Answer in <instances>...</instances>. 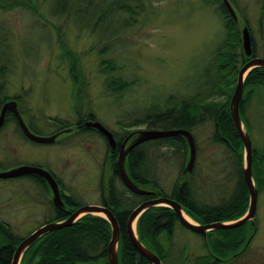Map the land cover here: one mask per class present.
Returning a JSON list of instances; mask_svg holds the SVG:
<instances>
[{"label":"rangeland","instance_id":"obj_1","mask_svg":"<svg viewBox=\"0 0 264 264\" xmlns=\"http://www.w3.org/2000/svg\"><path fill=\"white\" fill-rule=\"evenodd\" d=\"M3 1L0 0V66L6 71L5 77L0 79V100L16 98L23 118L39 136L57 131L61 126L57 122L74 126L79 120L100 122L116 139L135 131L162 130L148 128L146 124L125 126L143 120L150 107L162 112L194 98L200 99L198 105L201 106L226 104V109L229 108L237 76L232 83L234 77L227 71L217 73L214 64L216 60L221 63L220 57L215 60V54L226 37L219 9L221 0H145L147 9L138 24L118 34L114 52L104 56L123 69L119 76L138 80L131 89L116 96L105 91V77L99 74L101 57L97 51L102 47L101 37L85 28L76 29L54 16L55 0H13L17 2L13 7L24 5L11 10ZM229 1L239 24L247 26L251 38L252 56L246 58L239 36L240 60L246 63L264 59V0ZM242 65L237 63L236 70ZM241 103L239 114L251 138L252 164L256 152L262 155L264 176V80H257L246 89L243 86L239 106ZM215 116L212 111L203 110V120L195 121L188 130L196 147L189 191L196 202L211 206L227 202L235 191L243 153V148L231 151L227 143L219 139ZM66 138L62 135L59 140ZM176 139L178 141L160 139L140 145L145 153L142 174L151 184H156L159 197H163V193L170 194L180 183L186 145L182 138ZM33 165L53 171L62 181L64 191L87 205L96 204L102 180L106 188L110 179L108 150L102 136L89 131L80 136L72 135L62 144L38 145L27 142L10 119L0 133V172ZM263 180L257 187L256 231H252L250 222L244 224V252L228 262L219 261L220 264H264ZM111 185L116 189V196L119 193L130 197L124 201L135 199L132 211L147 202L133 198L131 194H137L117 177L112 178ZM140 187L150 191L148 186ZM157 208L166 207L153 210ZM48 209L47 199L41 196L38 184L26 177L0 180V220L10 224L16 237L23 239L37 230L45 221ZM185 215L197 223L187 213ZM139 218L134 222L136 235ZM162 234L164 236L156 238L154 244L169 253L164 264H196V258L208 254L209 243L185 230L179 222L173 225L171 236L166 232ZM155 246L150 245L153 250Z\"/></svg>","mask_w":264,"mask_h":264},{"label":"trees","instance_id":"obj_2","mask_svg":"<svg viewBox=\"0 0 264 264\" xmlns=\"http://www.w3.org/2000/svg\"><path fill=\"white\" fill-rule=\"evenodd\" d=\"M4 1L10 10L15 9L14 7L24 5V3H22L13 7L17 2H13V0ZM146 9L147 4L145 0H55L53 14L54 16H58L63 22L72 24L76 29L85 28L89 30L88 32L92 35L95 34V36L101 37L99 41L102 42V47L97 51L98 56L101 57L98 65L99 74L105 77L103 81L105 91H110L112 95L116 96L117 94L119 95L131 89L138 80H126L119 76L122 68L117 66L114 60L105 59L104 56H107L109 52H114L115 44L119 39H116V36L124 33L127 29L135 27L140 21L139 17ZM219 9H221L220 15L225 23L226 37L224 38L222 46L218 48L215 54V60L217 57H220L221 63L218 64L216 60L214 64L217 73L220 74L223 71L229 72V75L234 77L232 81V83H234L238 73L236 64L239 62L244 64V62L240 60L242 59L241 55L238 53L240 39L239 29L235 26L233 20H230V16H227L224 6L220 4ZM5 71L6 69L0 66V79L5 77ZM257 80H264V69H253L245 79L244 88L246 89L250 84L255 85ZM82 81H84L83 77ZM232 83L231 86L233 85ZM231 90L232 88L230 91ZM199 100L196 101L195 98L191 101L184 100L178 105H172V108L165 109L162 112H158L155 107H150L143 120L128 124L125 127L146 124L148 128L153 127L162 130H190L195 125V121L199 122L203 120V110L207 112L212 111L213 115L214 113L216 114V135L219 139L225 141L231 151L236 152L239 148H242V143L233 127L229 109H226V104L221 106L212 104L209 106H201L198 105ZM8 101L9 100L6 98L0 100V109L3 104ZM242 107L243 105L241 103L239 106L240 114L242 112ZM172 114L174 116H172ZM57 123L62 127H66L64 123ZM126 135L127 134L120 139L115 138L117 143H121ZM176 138L178 137L162 140L178 141ZM111 156L112 161H114L117 154L113 153ZM144 156L145 153L142 151V146L139 145L134 148L127 157V171L131 179L139 186H148L151 184L150 180L142 174L144 171ZM262 163V155L256 152L252 167L254 181L258 188L262 185V180L264 179ZM111 171L114 177H118L116 168L112 162ZM188 183L189 180L175 186L169 198L181 203L185 212L198 224L207 225L215 222L235 221L241 218L248 208V191L242 179L241 167L238 170L235 191L227 202H223L219 205L211 206L196 202L194 196L191 194L192 192L190 193L189 191L190 188ZM156 188V184H151L150 189L159 191V189ZM110 189L109 197L113 200L111 207L113 208V213L120 230L118 250L119 264H149L146 259L141 257L133 249L126 235L127 220L134 208L133 204H135V199L126 202L124 198L130 197L121 196L119 193L116 196V189H114L112 185ZM131 195L133 198L147 199V197ZM162 195L166 196L164 194ZM153 209L154 208L144 212L137 222V237L146 247L150 245L155 246L154 243L156 242V238L161 233L166 232L171 236L173 221H176V217L170 209ZM88 217L89 216L83 217L84 219L80 223L74 224L72 227L57 230L43 237L36 250L37 252L41 247L39 253H36L42 258L40 264H75L77 262L97 260L99 257H102V259L103 257L105 258L107 255L108 243L111 238L110 226L103 218ZM246 225L215 232L219 234L220 241L210 244L208 254L196 258L194 262L196 264L199 261L203 264H220L221 261L219 262L217 259L218 257H228L242 248L244 244L243 240L245 239ZM251 225L253 229V224L251 223ZM252 231L254 232V230ZM253 232L252 234H254ZM20 240L21 238L16 237L11 228H4L0 225V264H11L14 250L20 243ZM149 249L154 252L164 264V260L168 257L169 253L164 252L160 246H155L154 250L151 247H149Z\"/></svg>","mask_w":264,"mask_h":264},{"label":"water","instance_id":"obj_3","mask_svg":"<svg viewBox=\"0 0 264 264\" xmlns=\"http://www.w3.org/2000/svg\"><path fill=\"white\" fill-rule=\"evenodd\" d=\"M221 1H222V5L226 9V12H228L235 26L239 29V36L241 37L242 40L241 47L245 57L250 58L252 56V45H251V38L249 36V30L247 26L244 23L243 26L239 24L238 16L236 15L233 5L230 3L229 0H221ZM253 69H264V59L261 58L252 59L241 66V68L237 73V84L233 92V95L230 99L229 108H228L231 121L242 143V148H243V153L240 154L242 160L241 171L245 186L248 191V208L245 214L241 218L232 222H225V223L216 222L208 225H201L198 223H194L192 221H188L183 216V214H186L184 212L185 211L184 207L169 198L158 197L156 199L142 203L140 206H138L131 212L128 218L126 232H127V237L133 248L137 251V253L141 257H143L148 262H150V264H162V263L154 252L147 249L139 241L134 231L133 223L136 222V220L144 212L155 207H166L170 209L173 212V214L176 216L179 224L184 229L195 235L201 236L205 242L208 232L234 229L248 222L253 224V230L254 232L256 231L255 218H256V208H257V199H258V188L255 184L252 173V142L248 134V131L245 125L243 124L239 114V102L242 97L244 78ZM7 113H12L15 115L17 124L22 134L29 141L34 143L51 144L55 142L58 139V137H60L61 135H64L72 131L71 128H68L50 136H37L32 134V132L28 129L27 125L25 124L24 119L18 110V104L15 100L8 101L3 104L0 110V130L4 124L5 116ZM83 125L87 129L95 130L105 139L110 153H113L117 150V144L113 134L100 122L88 121L85 122ZM171 137L182 138L186 145V157L180 176V183H183L190 179L196 161V147L190 131L186 129H169V130H143V131L130 132L127 133L126 137L121 142V145L118 148L116 163L122 183L131 192L142 196L160 195V191L158 190L147 191L142 187H140L138 184L134 183V181L131 179L127 171V167H126L127 157L134 148L145 142L166 139ZM24 175H37L45 179L52 189L54 195L53 201L55 205H57L58 207L62 205L58 188L54 179L47 171H44L39 167L19 166L6 172H0V179H11ZM99 214L104 216L103 219L108 222L111 230V238L107 249L108 264H119L118 256H117V244L119 242V237H120L118 223L115 220L113 214L108 209L98 206H84L78 209L77 211H75L65 221L50 223L38 228L33 233L22 239V241H20L19 245H17V247L14 250L11 264H20L21 259L24 253L26 252V250L43 235L72 226L74 222H76V220L79 219L82 215H99Z\"/></svg>","mask_w":264,"mask_h":264},{"label":"flooded vegetation","instance_id":"obj_4","mask_svg":"<svg viewBox=\"0 0 264 264\" xmlns=\"http://www.w3.org/2000/svg\"><path fill=\"white\" fill-rule=\"evenodd\" d=\"M14 100H16V98ZM17 104H18V110H19L21 116L23 117V115L21 113V110L19 109V102H17ZM10 119H13L14 120V122L16 123V125L18 127V130H19L20 134L25 138V140L27 142H31V141H29L22 134V132H21V130H20L18 124H17V120L15 118V115L12 114V113H7L6 114L5 120H4V124H3V126H2V128L0 130V133L6 127V123ZM24 122H26L25 119H24ZM85 122H88V121L82 122L81 120H79V121H77L74 124V126H66V127L59 126V129L57 131H55V132H53V133H51V134H49L47 136L54 135V134H56L58 132H61V131L65 130V129H68V128H71L72 131L69 132V133L64 134V135L67 136V138H69L72 135H74V136H80V135H82V133H87L89 131H92V132L97 133L95 130H92V129L90 130V129L85 128L84 125H83ZM27 123L28 122H26L25 124L27 125L28 129L32 132V134L39 136L37 133L34 132V129H31V127ZM97 134L100 135L99 133H97ZM60 137H58V139L55 142L51 143V145L62 144L63 142H65L67 140V138H66L65 141H61V140H59ZM31 143L38 144V143H34V142H31ZM116 144H117V150L115 152H113L114 154H117L118 153V148L121 145V143H117V141H116ZM38 145H43V144H38ZM106 145H107V143H106ZM107 150H108V163H109V175H110V179H109V182H108L106 188H104V183H103V180H102V182L100 184L101 192L99 194V197L97 198L96 204L94 203L95 205H93V204H89V205L83 204L80 201H77L75 198H73V196H71L68 192H67L68 193L67 194L64 191L65 189L62 186V181L60 180V178L58 176H56V174H54L53 171H51L50 169H47L46 167H43L41 165H33V166L39 167V168L43 169L44 171H47L52 176V178L54 179V181H55V183L57 185V188H58V192H59V195H60L61 202H62V205L60 207H58L57 205H55V203L53 201L54 195H53L52 189H51L50 185L48 184V182L45 179H43L42 177H39L37 175H24V176H20V177H16V178L0 179V180H12V179H18V178H24V177H26L29 180L33 181L34 183L38 184V186L40 188L41 196H45V198L47 199V204L49 205V209H48L47 213L44 212L45 213L44 214L45 215V217H44L45 221L42 224H40L38 228H40L42 226H45L47 224H50V223L65 221L75 211H77L78 209H80V208H82L84 206H98V207L106 208V209H108L114 215L113 208L111 207V203H112L113 200H112L111 197H109V192L111 191V189H110L111 188V181H112V178L114 177L113 174H112V171H111V162L114 164V166L116 168V172H117V176H118L117 178H119L120 181H121V179H120V176H119V173H118V168H117V163H116L117 162V157L115 156V160L112 161L111 154H113V153H110L108 146H107ZM121 183H122V181H121ZM141 186H143V185H141ZM148 186H149L148 188L150 189L151 188V184H149ZM151 190L152 189H150V191ZM170 195H171V193L168 194V195H166V196H163V195L162 196L169 198ZM143 197H147V199H146L147 201L155 199V196H153V195L143 196ZM148 197H150V198H148ZM171 200H173V199H171ZM173 201H175V200H173ZM175 202H177V201H175ZM47 216H48V218H46ZM85 216H89L88 218H101L100 216H97V215H82L79 219L76 220V222H74V224L80 223L84 219L83 217H85ZM177 222L178 221H177V218H176V221H173V225L175 223H177ZM0 225H2L4 228H6V227L11 228L10 224H6V220H4V221L3 220L2 221L0 220ZM53 232H55V231H53ZM215 232H217V231H211V232H208L207 233L206 242L209 243V249H210V244H212L210 242L218 243L220 241L219 234H217ZM48 234H50V233H47V234L43 235L42 237H40L34 244H32L26 250V252L24 253V255H23L22 259H21V263L20 264H40L41 263L42 258L38 254H36V253H39V250H40L41 247L39 248V250L37 252H36V250H37V246L39 245V243L42 240V238L45 237V236H47ZM162 236L163 235L158 236L157 238L160 239ZM196 236H198V235H196ZM198 237H201V236H198ZM20 241H22V239ZM244 246L240 250H238V251L232 253L231 255H229L228 257H218L217 259L219 261H221V262H225V261L228 262L229 259L234 258V257H236L238 255H242V253L244 252ZM207 252H208V250H207ZM92 262H95L96 264H108L107 255H106L105 258L103 257V259H102V257H99L97 260H90L88 262H77L75 264H90Z\"/></svg>","mask_w":264,"mask_h":264},{"label":"bare ground","instance_id":"obj_5","mask_svg":"<svg viewBox=\"0 0 264 264\" xmlns=\"http://www.w3.org/2000/svg\"><path fill=\"white\" fill-rule=\"evenodd\" d=\"M183 216L188 220V221H191L185 214H183ZM133 228H134V231H135V223L133 224ZM163 235V234H162ZM159 236H161V234L159 235ZM164 236V235H163ZM119 250V242H118V244H117V256H118V262H120V260H119V255H118V251ZM90 264H96L95 262H92V263H90Z\"/></svg>","mask_w":264,"mask_h":264}]
</instances>
